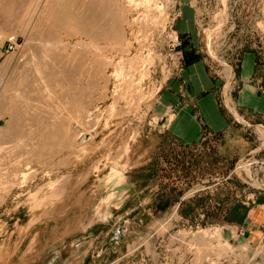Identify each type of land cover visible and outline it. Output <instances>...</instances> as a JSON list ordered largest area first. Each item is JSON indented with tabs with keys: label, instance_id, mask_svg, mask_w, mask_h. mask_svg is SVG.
<instances>
[{
	"label": "rangeland",
	"instance_id": "1",
	"mask_svg": "<svg viewBox=\"0 0 264 264\" xmlns=\"http://www.w3.org/2000/svg\"><path fill=\"white\" fill-rule=\"evenodd\" d=\"M19 2L0 7V162H20L0 175V264H258L261 238L238 224L264 200V149L224 160L158 120L195 55L227 77L228 54L254 51L264 88V0H103L112 17L93 31L23 18ZM182 8L198 53L175 27ZM253 155L262 163L234 170Z\"/></svg>",
	"mask_w": 264,
	"mask_h": 264
},
{
	"label": "crops",
	"instance_id": "2",
	"mask_svg": "<svg viewBox=\"0 0 264 264\" xmlns=\"http://www.w3.org/2000/svg\"><path fill=\"white\" fill-rule=\"evenodd\" d=\"M175 27L198 53L195 14L182 8ZM231 57L228 54L227 61L233 76L228 78L218 62L202 54L195 55L179 72V90L161 95L163 108L170 107L161 112L158 126L161 125V131L173 137L180 147H198L204 142V146L211 145L224 160L264 149V134L260 133H264V88L254 77L255 53L243 51ZM226 85L230 107L238 116L222 102L227 94ZM257 194L263 195L264 189L254 192V196ZM238 225L247 228L251 240L258 242L261 238L264 246V200L246 209ZM262 256L256 263L264 264V253Z\"/></svg>",
	"mask_w": 264,
	"mask_h": 264
},
{
	"label": "bare ground",
	"instance_id": "3",
	"mask_svg": "<svg viewBox=\"0 0 264 264\" xmlns=\"http://www.w3.org/2000/svg\"><path fill=\"white\" fill-rule=\"evenodd\" d=\"M5 0H0V7H1V4L4 2ZM11 1V0H9ZM135 0H131V2H133ZM148 1V0H147ZM152 1V0H151ZM224 1V0H223ZM150 2V0H149ZM136 3V2H135ZM147 3V2H146ZM145 3V4H146ZM137 4V3H136ZM148 4V3H147ZM149 5V4H148ZM153 5H156V1L154 2ZM139 6V5H138ZM160 6V5H159ZM146 7V6H145ZM157 7V6H156ZM150 8V7H149ZM155 8V7H154ZM158 8V7H157ZM80 11V14L78 15H75V10H78ZM160 9V8H158ZM19 14L21 17L23 18H26V19H36V18H39V17H43V16H49L53 21H58V20H65V21H73L77 24L78 26V29L79 30H84V31H93V26L95 24V22L99 19V18H102V16L105 15L107 16V18H111L112 16L110 15V6L109 5H103V0H20L19 2ZM222 12V11H221ZM145 14V13H144ZM146 15V14H145ZM149 15V14H148ZM109 16V17H108ZM155 16V15H154ZM151 17V16H150ZM109 18V19H110ZM149 19H152V18H149ZM156 19V18H155ZM63 24H67V22L63 23ZM62 25V24H61ZM151 25V24H150ZM209 30V29H208ZM104 34L107 35V30L104 31ZM46 55V53H44ZM44 54L43 55H40L42 57H44ZM148 54V52H147ZM39 58V57H38ZM39 58V59H40ZM45 58V57H44ZM38 59V60H39ZM43 60V59H42ZM41 61V60H40ZM40 61H35L34 62V66H33V72L36 73L34 76H35V80H36V75H38V77H42L41 76V73H42V69H43V66L45 63H42ZM45 61V60H44ZM26 68V66H25ZM42 68V69H41ZM42 70V71H41ZM229 71V70H227ZM44 72V71H43ZM33 73V74H34ZM25 75H28L29 73L25 72L23 73ZM40 75V76H39ZM228 75V74H227ZM22 78H25L27 79L28 77H25L24 75L21 76ZM34 80V81H35ZM40 80V79H39ZM25 83H27V81H23ZM30 83V82H28ZM27 83V84H28ZM34 83V82H33ZM33 83H30L29 84V87L32 86ZM37 83V82H36ZM26 84V85H27ZM35 85V84H34ZM33 85V86H34ZM32 86V87H33ZM32 90V88H31ZM21 109V108H20ZM19 110V109H18ZM22 114L24 113L21 112ZM74 129H78L76 127H74ZM78 131H76L77 133ZM3 148H5L4 146L3 147H0V151H1V154H2V151L4 150ZM10 156H13V155H10ZM10 156L8 157L7 161L9 160V164L7 165L5 163L6 159H5L3 162L7 165H3L2 162H0V175L1 174H5L6 172L7 173H13L14 171H12V168H16V165H19V163L17 162L18 160L14 157H17V156H14L12 157L14 159H12V161L9 159ZM2 159V158H0ZM16 160V161H15ZM18 164H17V163ZM15 163V164H14ZM22 163V162H21ZM11 165H15V167H12ZM21 165V164H20ZM12 168H11V167ZM10 167V168H9ZM18 168V167H17ZM11 169L10 171L11 172H8V170ZM9 174V175H11ZM7 174H5L4 176H6ZM2 176V175H1ZM0 176V178H2ZM6 178V177H4ZM3 178V179H4ZM9 179V177H8ZM2 180V179H0ZM6 180V179H5ZM7 182V180L5 181ZM14 182V181H13ZM10 184V183H8ZM7 184V186H8ZM11 185V184H10ZM6 186V184L3 185V187ZM2 188V187H1ZM0 188V189H1ZM6 189V188H5ZM1 192V191H0ZM64 233V232H63Z\"/></svg>",
	"mask_w": 264,
	"mask_h": 264
},
{
	"label": "built area",
	"instance_id": "4",
	"mask_svg": "<svg viewBox=\"0 0 264 264\" xmlns=\"http://www.w3.org/2000/svg\"><path fill=\"white\" fill-rule=\"evenodd\" d=\"M180 43L178 41V36L175 35L174 38L172 39V43H171V49H170V52H173L176 56V60L179 62L183 59L182 57V52L179 51V52H176L175 51V47L176 46H179ZM222 65V64H221ZM227 66V63L224 62L223 66ZM233 76V70L232 68L229 69V75H227L228 78L232 77ZM229 93V92H228ZM227 93V94H228ZM229 107H230V103H228ZM232 107H230L231 109ZM262 163L256 156H252L250 158H244V159H241L239 160V162L236 164L234 170H239V169H245V168H251L253 166H255L256 164H260ZM246 164V165H245ZM256 177V176H255Z\"/></svg>",
	"mask_w": 264,
	"mask_h": 264
},
{
	"label": "water",
	"instance_id": "5",
	"mask_svg": "<svg viewBox=\"0 0 264 264\" xmlns=\"http://www.w3.org/2000/svg\"><path fill=\"white\" fill-rule=\"evenodd\" d=\"M227 66L229 67V69H231V66L229 64H227ZM226 106L227 108H230L229 105L226 104Z\"/></svg>",
	"mask_w": 264,
	"mask_h": 264
}]
</instances>
